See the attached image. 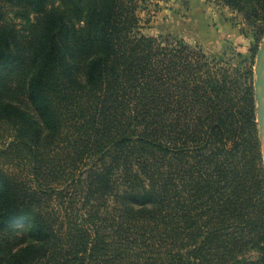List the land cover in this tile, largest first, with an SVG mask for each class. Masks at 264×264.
<instances>
[{"label": "trees", "instance_id": "16d2710c", "mask_svg": "<svg viewBox=\"0 0 264 264\" xmlns=\"http://www.w3.org/2000/svg\"><path fill=\"white\" fill-rule=\"evenodd\" d=\"M51 2L0 0V264L264 261L261 146L217 62L142 34L149 0Z\"/></svg>", "mask_w": 264, "mask_h": 264}, {"label": "rangeland", "instance_id": "374dc122", "mask_svg": "<svg viewBox=\"0 0 264 264\" xmlns=\"http://www.w3.org/2000/svg\"><path fill=\"white\" fill-rule=\"evenodd\" d=\"M60 2L52 0L51 6ZM36 19L37 15L22 7L4 5L3 22L20 35H25ZM141 21L142 34L198 48L217 62L222 69L219 76L227 75L228 91L248 101L264 163V133L258 124L254 88L257 55L264 43V0H149ZM7 156L8 150L0 153V168L5 171L14 167Z\"/></svg>", "mask_w": 264, "mask_h": 264}, {"label": "water", "instance_id": "95a60500", "mask_svg": "<svg viewBox=\"0 0 264 264\" xmlns=\"http://www.w3.org/2000/svg\"><path fill=\"white\" fill-rule=\"evenodd\" d=\"M254 88L258 124L260 130L264 133V43L257 55Z\"/></svg>", "mask_w": 264, "mask_h": 264}]
</instances>
